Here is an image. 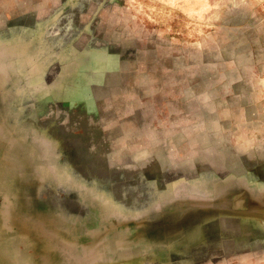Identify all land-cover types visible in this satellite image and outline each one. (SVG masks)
<instances>
[{"label": "rangeland", "instance_id": "374dc122", "mask_svg": "<svg viewBox=\"0 0 264 264\" xmlns=\"http://www.w3.org/2000/svg\"><path fill=\"white\" fill-rule=\"evenodd\" d=\"M0 264H264V0H0Z\"/></svg>", "mask_w": 264, "mask_h": 264}]
</instances>
